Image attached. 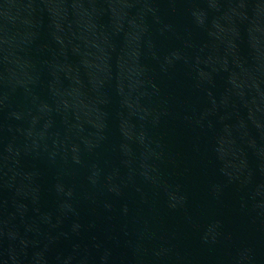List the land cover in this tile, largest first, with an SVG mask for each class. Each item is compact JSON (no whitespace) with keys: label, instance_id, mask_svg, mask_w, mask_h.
I'll use <instances>...</instances> for the list:
<instances>
[{"label":"water","instance_id":"95a60500","mask_svg":"<svg viewBox=\"0 0 264 264\" xmlns=\"http://www.w3.org/2000/svg\"><path fill=\"white\" fill-rule=\"evenodd\" d=\"M0 264H264V0H0Z\"/></svg>","mask_w":264,"mask_h":264}]
</instances>
